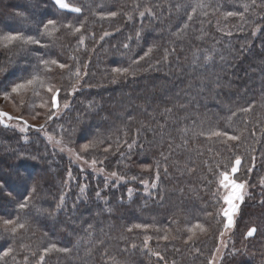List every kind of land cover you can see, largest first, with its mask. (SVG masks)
Here are the masks:
<instances>
[{
    "label": "trees",
    "instance_id": "trees-1",
    "mask_svg": "<svg viewBox=\"0 0 264 264\" xmlns=\"http://www.w3.org/2000/svg\"><path fill=\"white\" fill-rule=\"evenodd\" d=\"M67 2L82 12L61 10L54 0H0V36L23 33L47 44L46 48L32 45L27 49L0 46V110L28 122L24 132L15 126H0V217L15 220L18 216L28 225L13 235L0 222V249L13 246L21 264L26 255L29 264H36L42 249L51 244L67 247L71 252L50 253L45 257L46 264H113L111 258L118 264H164L143 248L147 235L153 237L149 247L161 251L167 264H211L221 245L219 234L225 222V218L216 215L220 207H225V193L213 172L223 171L224 165L230 169L238 155L242 163L238 172L230 175L238 183L246 181L244 201L220 264H264V20L260 18L264 17V7H257L261 0L255 4L252 0H204L210 3L204 9L208 15L201 16L198 10L183 40L173 35L183 19V12L178 15L175 4H195L198 0ZM136 2L139 10L145 4L153 7L156 17H146L141 22L134 8ZM246 3L251 7L244 12ZM157 4L161 7H155ZM169 4L173 5L171 14ZM108 11H118L120 15L101 20V14ZM228 11L243 12L244 19L225 17ZM126 13L133 19L128 20ZM48 20H55L59 28L51 37L42 35ZM69 22L75 26L84 23V44L78 43L80 34L60 27ZM256 25L261 26V31L253 35ZM104 31L113 34L99 41ZM229 31L231 36L226 34ZM92 33L96 41L92 40ZM125 43L129 49L122 47ZM149 47L153 53L136 66L135 76L111 82L112 68L129 67L131 60ZM172 47L176 48L175 54L165 60V49ZM214 49V63L201 66L204 56ZM40 56L77 67L88 63L89 75L83 77L80 91L70 94L75 80L69 70L49 65L50 70L42 71ZM71 56L78 57V62ZM34 71H41L46 83L61 89V105L66 91L69 93L70 107L61 109V116L47 124V108L39 107L45 100L51 104L52 94L46 88L36 87L39 96H33L31 91L11 94L14 84L29 78ZM6 93L11 94L10 98H5ZM22 98L23 107L19 104ZM33 101L34 109L29 107ZM249 105V112L228 120L233 111ZM166 108L171 109V114L164 112ZM35 112L40 115L34 116ZM41 125L46 131L36 130ZM61 126L65 129L64 142L77 152L83 143L103 140V144L83 155L85 159L102 160L98 167H103L106 175L84 171L65 152L51 145L47 135L59 139ZM185 126L190 129L186 135L181 131ZM209 128L227 130L241 139L229 141V149L216 138L194 134ZM138 129V143L143 148L135 147L130 156L123 146L115 150L117 139L121 144L125 138L131 142ZM109 143L113 151L105 153L103 148ZM162 152L168 155V174L161 167L159 188L152 190L158 194L149 197L140 180H154L155 166L165 163ZM145 165L152 166L153 171L144 170ZM209 166L213 172H209ZM112 171L124 175L127 182L113 180L106 185L105 178ZM85 185L82 193L80 189ZM129 189L133 190L130 197ZM97 191L102 199L97 198ZM61 197L64 206L58 209ZM26 199L28 207L20 210L18 204ZM207 211L213 216L206 217ZM198 223L208 228L206 234L195 228ZM89 224L93 225L91 241L86 231ZM135 224L153 227L128 232ZM188 227L194 229L198 238L186 244ZM253 227L256 233L247 237ZM156 229H170V239L158 240L164 233H157ZM133 243L137 248L131 247ZM25 244L29 249L21 247ZM8 264H13L11 259Z\"/></svg>",
    "mask_w": 264,
    "mask_h": 264
},
{
    "label": "snow or ice",
    "instance_id": "snow-or-ice-1",
    "mask_svg": "<svg viewBox=\"0 0 264 264\" xmlns=\"http://www.w3.org/2000/svg\"><path fill=\"white\" fill-rule=\"evenodd\" d=\"M55 5L58 6L59 9L61 10H70L72 13L80 14L82 12V9L80 7L73 6L67 0H54ZM256 0H252V4H255ZM155 7L159 8L161 5L157 4ZM210 7V3H205L204 0H198L197 3L195 4H189V3H180L177 2L175 4V9L177 14L179 15L181 12H183V19L180 20V24L178 25V30L173 33L174 36L178 40H183L184 35L186 34V30L190 27V22L193 21V19L197 16V12L199 10V13L201 16H207L208 12L204 11L205 8ZM251 7L249 4H244V12H247L248 9ZM257 7H264V0H261V4L257 5ZM134 8L138 10V17L140 18L141 22L147 17L149 19L155 18L156 17V12L153 10V7H149L148 4H145L143 7V10L140 9V4L139 2H136L134 5ZM173 5L169 4L168 5V10L169 13L171 14L172 12ZM120 13L118 11H108L105 14H101L100 19H111L115 18ZM127 15L128 20H132L133 16L131 14H125ZM225 17H239L241 20L244 19V13L243 12H235V11H228L225 14ZM262 20H264V17H260ZM203 23V21H201ZM218 26V25H217ZM60 27L66 28L68 30H71L72 34H80V38L78 39L79 44H84V37H83V28H84V23H80L79 26H75L73 23H64L61 24ZM59 28L57 27V23L55 20H48L46 23H44L43 26V32L42 35L51 37L54 32L58 31ZM120 29L117 28L116 31H119ZM261 31V26L256 25L253 30V35H256ZM113 33L111 31H104L102 35L99 36V41H104L106 37L111 36ZM227 35L231 36L232 33L229 31L226 33ZM140 33H137V39L140 38ZM91 38L93 41H96V36L95 33L91 34ZM131 39V37H129ZM199 39H202V37H199ZM32 45H39L40 47H47V44H42L41 40L35 36L32 35H25L23 33H16V34H8V35H2L0 36V46L10 48V47H19L21 49H27L29 46ZM124 49H129L130 45L128 43H125L122 45ZM86 51H88L87 48H85ZM79 51V49H77ZM92 52H95V48L91 49ZM176 52V48L172 47L170 50L165 49L164 51V59L166 60L169 55H174ZM153 53V48L149 47L147 48L146 51L143 52L142 55H139L138 58L131 60V63L129 67H114L110 71L113 74L112 75V83H117L120 78H126L128 76H135L136 75V66L140 65L142 61H145L147 58H149ZM214 53L215 49L213 52H209L204 56L203 59V65L201 66H207L212 63H214ZM71 60L77 61L78 62V57L76 56H71ZM177 59H179L177 57ZM197 60H199V57H197ZM39 64L42 65V71H48L49 65H56L58 66L59 69L64 70L67 69L69 70L71 76L74 78L75 83L72 84L71 86V93L72 95H75L76 92L80 91L81 86H82V80L83 77H86L89 75V73L86 71L88 67V63H84L80 67L75 66V64H69V63H61L58 62L55 59H45L44 57L40 56L38 57ZM90 62V61H89ZM159 63V61H157ZM194 64L196 61L193 62ZM82 69H85L82 71ZM158 70V69H157ZM39 86V88H46L48 93H51V104L50 106L48 105V101L45 100L44 102L39 104L40 108H47V113H46V121L47 122L52 121L54 118H58L61 116L62 111L61 109H68L70 107L68 100H67V95L69 94L67 91L65 93L64 101L63 104L61 105L58 97L60 94L61 89L59 87H55L54 85L48 84L45 82L41 75V71H34L29 74V78H24L22 79L21 82L15 83L14 86L11 88V94H27L29 91L32 92L33 96H39V92L36 91V87ZM91 87V85H87ZM201 90H204V81H201ZM9 93L5 94V98L8 99L10 98ZM24 99L22 98L19 101V104L21 107L24 106ZM29 107L35 108L36 104L35 101H33ZM91 107V105H89ZM252 105H249V107H241L237 111H233L231 113V116L228 117V120L231 121V119L235 116L238 115V113H247L251 110ZM165 113L171 114V109L166 108L164 110ZM40 115L39 112H35L34 116ZM12 121H16L17 124L20 125V131L24 132L27 131V126L28 122L26 120H23L22 117H14L10 115L9 113L0 110V126H3L5 128H11L14 127V125L11 123ZM35 127V126H32ZM164 125H161V128H163ZM38 132L39 131H46L45 126L41 125L39 128L36 129ZM190 129L185 126L183 129H181L182 132L185 133V135L188 133ZM64 132L65 129L61 126L60 132L58 133L59 139L52 135H47V140L50 143H53L57 146H59V150L61 152H64L67 150L70 155L74 157L76 161L82 162L83 165H87L89 167L94 168L97 172L99 173H104L105 169L103 167H97L98 164L102 165L103 161L100 160L98 161L96 158H90V159H85V156L83 153L89 152L90 149H95L97 148L98 144H103V140L96 141L93 140L88 143H83L80 147V151L77 152L74 149L67 147V145L64 142ZM200 136L207 135L209 139L216 138L219 142L225 144L229 149H231V145L228 144L229 141H239L241 139L240 135H230L227 130H220L218 128H209L207 131L201 130L199 133H194ZM141 135L140 130H137L136 133V138L132 139L131 142H129L126 138L123 140L122 144L119 139L116 141V151L120 150V147H125L126 148V154L128 156L131 155L133 149L135 147H140L143 148L142 144L138 143V138ZM127 136V133L125 132V137ZM186 143V141H185ZM172 145L169 144V148L171 149ZM179 147V146H177ZM103 151L105 153H110L113 151V146L111 143H109L106 147L103 148ZM171 153H169L170 155ZM161 157L165 163L163 165L157 163L155 166L154 172V180L149 181L145 179H141L140 183L144 185V190L145 194L149 197L154 196L157 193H154L152 190H158L159 188V183H160V171L161 167H163V171L165 175L168 174V168H167V160H168V155H165L163 152L161 153ZM253 166L255 163V157L253 156L252 158ZM242 163V158L240 156H235L234 158V163L231 164L230 169L228 165H224V170L223 171H218V172H213V169L211 166H209V172H213V175L217 177V182L219 186L222 188L228 190L226 194L223 196V202L226 207H220L219 210L217 211L216 215L217 216H222L225 218V222L223 223V230L220 232V238H221V245H224L223 241V235H224V230H228L234 227V217L239 213L240 210V205L244 201V189L246 187V181H241L237 182V179H234L231 174H235L238 172L239 167ZM144 170L147 171H153V167L150 165H145L142 166ZM221 166L217 164V168L219 169ZM251 168H247V171H251ZM194 171V169H189V172ZM69 179L72 178L71 172L68 173ZM137 177H132V180H136ZM117 181V182H127L126 177L124 175H121L117 171H112L110 172L106 178H105V184H109L111 181ZM211 183V182H210ZM264 183V181H262ZM86 185L81 187V192L83 193L86 190ZM36 189L35 187L32 188V192H35ZM218 191L216 195L218 196ZM133 190L129 189L128 190V195L129 197L132 195ZM10 195V194H9ZM97 198H101V192L97 191L96 192ZM163 199V197H160ZM30 199V197H29ZM106 202V201H105ZM217 203H219V200H217ZM64 206V198L61 197L59 203L57 204V208L61 209ZM28 207V200L26 199L25 201L21 202L18 204V208L20 210H24L25 208ZM75 207V205L73 206ZM206 217H212L213 213L211 211L205 212ZM0 222L3 223L5 226L6 231H10L13 235L17 234L20 230H24L27 228V222H21L19 220V217L14 219H3V217H0ZM219 222V221H218ZM174 224H178V221H173ZM152 225H147V224H135L132 225L127 229L128 232H132L133 229H143L147 231L149 228H152ZM195 228L200 229L201 233L206 234L208 231V228H206L203 224H196ZM179 230V229H178ZM89 233V241L92 239L93 235V225L89 224L87 230ZM163 231V235H160L157 237V239H162L164 241H168L170 239L169 232L171 231L170 229H156V232L159 233ZM186 232L189 233L185 239V243H194L195 239H197V234L194 231L193 228L188 227L185 229ZM257 229L255 227L251 228L250 230L247 231L246 236L247 237H252L254 233H256ZM153 237L151 236H145L144 241H143V248L147 250V252L154 257H157L159 261H163L164 264H167V261L165 260V257L162 255L161 251H155L151 247H149V243L152 240ZM172 239H175V237H172ZM98 243H103V241H99ZM23 249L27 250L29 249V245H22L21 246ZM133 249L137 248V245L133 243L131 245ZM178 251V249H177ZM195 251L199 252V248H196ZM220 249L217 248L216 252L219 253ZM57 252V253H64V254H70L71 249L67 247H57L55 244H51L48 247H45L42 249V254L38 256V259L36 261V264H46L45 257L48 256L50 253ZM92 249H88L87 254H91ZM16 253V254H14ZM16 255L18 253L16 252V249L13 246H8L4 249H0V264H8V260L11 259L13 264H21L20 261L16 260ZM31 255L35 256L36 252H31ZM105 255H107V252L105 251ZM113 260V264H118L114 260V258H111ZM22 264H29V257L26 255L24 257V260ZM172 264H175V261L172 262ZM211 264H215V261L213 260Z\"/></svg>",
    "mask_w": 264,
    "mask_h": 264
},
{
    "label": "rangeland",
    "instance_id": "rangeland-1",
    "mask_svg": "<svg viewBox=\"0 0 264 264\" xmlns=\"http://www.w3.org/2000/svg\"><path fill=\"white\" fill-rule=\"evenodd\" d=\"M11 123H12L15 127H17V129L20 131V125L17 124L16 121H12ZM20 132H22V131H20ZM65 144H66V143H65ZM51 145H52L53 147L59 149V146H57V145H55V144H53V143H51ZM66 145H67V144H66ZM67 147H69V146H67ZM64 152H65L69 157H71V159H72L74 162H76V164L79 165L84 171H90V172H94V173H96V174L106 175L105 172H104V173H99V172H97L94 168L89 167V166H87V165H83L82 162L76 161V160L74 159V157H73L72 155H70V153H69L67 150H65ZM97 167H98V165H97ZM227 191H228V190L224 189V193H225V194H226ZM225 207H226V205H225ZM236 217H237V215L234 217V222H235ZM232 230H233V228L226 230V232H225V234H224V236H223L224 245H220V247H219L220 251H219V253H216V255H215L214 259H213V260L215 261V264H220V261L222 260V256L224 255V252H225V250H226V248H227L228 239H230V237H231Z\"/></svg>",
    "mask_w": 264,
    "mask_h": 264
}]
</instances>
